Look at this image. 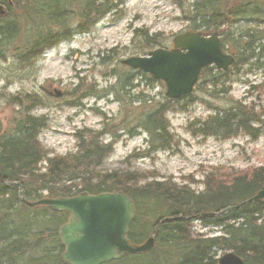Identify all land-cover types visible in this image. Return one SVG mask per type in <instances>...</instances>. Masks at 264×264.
<instances>
[{"label": "trees", "instance_id": "1", "mask_svg": "<svg viewBox=\"0 0 264 264\" xmlns=\"http://www.w3.org/2000/svg\"><path fill=\"white\" fill-rule=\"evenodd\" d=\"M170 1L188 21V31L203 35L217 33L224 45L230 44V49L233 48L234 63L228 71L210 67L199 75L203 92H209L211 96L227 94L228 88L225 91L215 89L229 84L230 72L236 66L257 64L260 52H264V45L260 44L264 40V29L248 28L232 38L235 33H226L221 28H230L244 20H260L264 17V0ZM122 3L123 0H66L65 4L62 0H0L4 9V15L0 17V60L4 61L11 51L12 58L22 69L33 68V63L45 51L70 41L76 34L87 33L91 26L113 13ZM69 9H75L76 17L80 19V24L74 28L68 26L73 17L68 16ZM41 20L44 23L38 24ZM135 35L141 40L140 53H148L159 44L156 36L146 31L136 30ZM257 50L259 54L255 53ZM127 72L128 75L122 78L112 70L110 74L115 79V86L111 85L108 91L105 89L107 93L101 98L113 95L121 110L133 115V129H126L127 133L131 136L133 130L144 133L147 152L169 150L173 141L165 119L169 104L179 100L193 102V98L189 95L155 107L146 106L147 97L141 92L125 99L142 82L151 89L161 85L138 71L128 69ZM80 84L72 92L77 93ZM89 89L80 94V99L95 96ZM9 102L18 107V117L12 120L7 132L0 133V264H65L59 258L63 248L57 238V229L65 223L67 215L46 207L25 206L20 201L19 187L30 202L80 193H125L133 200L136 211L129 227L130 243H142L154 235L156 227L158 233L151 252L126 256L122 260L161 257L163 264H217L221 254L232 252L245 264H264V202L244 204L212 218L199 217L201 213H219L253 196L264 186V166L247 173L212 169L204 177L201 192L170 180L142 181L136 172H98L111 147L98 144L96 138L104 134L115 137L119 129L113 132L102 129L97 134L88 131L91 136L84 130L78 132L77 155L49 159L37 140L45 121L30 115L40 104L39 100L27 93L9 98ZM261 117L264 119V111L255 113L252 108L235 102L197 122L193 134L226 140L241 133L256 139L260 129L253 125L264 126ZM128 122L127 118L125 123ZM43 162L45 167L41 166ZM190 183L195 182L190 180ZM165 218L178 219L160 224ZM194 221L202 227L219 228V234L204 236L194 232ZM46 244L58 249L53 247L46 251ZM36 253L39 257L34 256Z\"/></svg>", "mask_w": 264, "mask_h": 264}, {"label": "rangeland", "instance_id": "2", "mask_svg": "<svg viewBox=\"0 0 264 264\" xmlns=\"http://www.w3.org/2000/svg\"><path fill=\"white\" fill-rule=\"evenodd\" d=\"M65 2L62 0L63 4ZM70 10L68 16L73 17L68 26L74 28L80 24V19L76 17L75 9L72 12ZM42 23L43 20L38 22ZM248 28L262 31L264 17L260 20L240 21L230 28L223 26L221 29L226 33H235L232 36L235 38L239 32ZM136 30L156 36L159 44L152 49L159 46L170 49L173 37L188 31V21L170 0H123L113 13L98 20L87 33L76 34L70 41L45 51L33 63V68L22 69L9 51L5 60H0V133L7 132L12 120L18 117V107L10 103L9 98L28 93L34 95L40 103L30 115L45 121V127L37 140L49 159L77 155L78 132L84 130L97 134L102 129L113 132L117 128L119 130L115 137L104 134L96 138L98 144L111 147L110 153L97 169L98 172H136L143 178L142 181L170 180L201 192L204 177L212 169L247 173L250 169L264 166V126L253 125L260 129L256 139L241 133L226 140L193 134L197 122L204 121L213 112L235 102L252 108L255 113L264 111V52H260L256 65L233 68L229 84L215 89L225 91L228 88L227 94L214 93L211 96L209 92H203L200 80L191 95L193 102L179 100L169 104L165 119L173 138L171 147L167 151L149 153L144 133L139 130H133L132 136L127 133L126 129H133V115L121 110V105L113 95L101 98L107 93L105 89L108 91L111 85L115 86V79L110 74L112 70L121 74L122 78L128 75V68L122 66L120 60L147 55L146 52L140 53L141 40L135 35ZM260 44L264 45V40ZM222 46H225V53L233 54L230 44L222 43ZM237 68L238 72H235ZM80 82L81 87L77 93L72 92ZM88 89L95 96L88 95L80 99V94ZM138 92L147 97L146 106L149 107L166 104L168 101L164 96L163 84L151 89L142 82L125 99H131ZM56 93H60V96L56 97ZM133 106L137 104L131 108ZM127 118L129 122L125 123ZM260 121L264 119L261 117ZM45 165V162L41 164L42 167ZM190 180L195 183L189 184ZM193 230L204 236L219 234V228L202 227L197 221L193 222ZM46 245V251L53 247L58 249L57 246ZM34 256L39 257L38 253ZM107 264H163V260L161 257L138 260L128 258Z\"/></svg>", "mask_w": 264, "mask_h": 264}, {"label": "water", "instance_id": "3", "mask_svg": "<svg viewBox=\"0 0 264 264\" xmlns=\"http://www.w3.org/2000/svg\"><path fill=\"white\" fill-rule=\"evenodd\" d=\"M120 63L161 82L165 88V98L176 100L193 93L203 69L215 67L227 71L234 58L223 52L217 33L203 36L199 32H184L172 39L171 49H154L146 56H131ZM55 95L59 97L60 93ZM18 193L21 203L29 208L46 207L52 212L67 215V221L57 230L58 240L63 247L59 258L64 263L107 264L126 255L146 254L153 248L157 227L154 235L142 244L135 245L127 239L130 224L135 218V205L122 191L97 195L81 193L67 198H42L34 202L25 199L20 187ZM259 201L264 202V186L238 205L219 213H201L199 217L212 218ZM176 219L165 218L160 224ZM217 264L245 263L234 253L226 252L218 258Z\"/></svg>", "mask_w": 264, "mask_h": 264}]
</instances>
